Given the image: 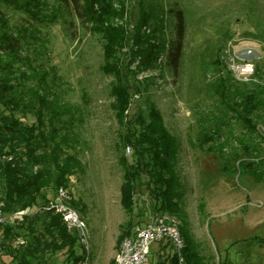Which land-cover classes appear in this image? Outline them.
<instances>
[{"label":"rangeland","instance_id":"rangeland-1","mask_svg":"<svg viewBox=\"0 0 264 264\" xmlns=\"http://www.w3.org/2000/svg\"><path fill=\"white\" fill-rule=\"evenodd\" d=\"M44 1L49 8L57 4ZM113 5L120 15L114 24L123 25L129 34L112 58H106L99 36L86 33L71 41L60 24L42 34L46 48L42 58L37 57L47 94L54 96L59 110L70 109L55 124L61 128L60 137L67 138L65 150L79 161L64 188L87 224L90 264H115L128 221L133 234L138 223L153 214L145 173L135 180L141 198L131 214L123 205L128 165L135 164L126 137L129 128L136 134L140 126L117 117L113 90L120 78L131 86L124 120L138 113L149 120L155 107L174 137L177 210L164 211L178 221L185 244H191L204 264H264V0H113ZM0 8L13 22L20 19L10 7L0 3ZM177 9L184 13L186 33L175 77L167 71L162 53L153 66H140L131 33L145 16L142 30L155 34L152 41L170 38V12ZM248 50L256 59V71L250 80L241 81L230 67V55ZM243 90L255 92L261 103L256 132L242 126L233 98ZM19 116L35 121L32 115ZM40 213L32 225L42 232ZM160 247L152 245L145 264H155L159 253L173 252L170 247L159 252ZM67 258L66 249L46 252L39 264H70ZM4 261L0 253V264Z\"/></svg>","mask_w":264,"mask_h":264},{"label":"trees","instance_id":"trees-1","mask_svg":"<svg viewBox=\"0 0 264 264\" xmlns=\"http://www.w3.org/2000/svg\"><path fill=\"white\" fill-rule=\"evenodd\" d=\"M0 3L20 14V19L13 22L12 16L0 8V202L3 203V212L11 217L8 223L0 224L3 231L0 253L4 264H39L42 254L66 249L67 261L78 264L83 257V253L79 252L81 244L78 236L67 228L62 217L50 206L57 189L67 188L70 175L79 165L76 157L65 150L63 145L68 143L67 138L60 137L61 128L55 124V121L61 122L70 109L63 107L59 110L54 96L47 94V82L43 81L45 74L39 76L37 57L40 55L42 58V49L46 48L42 34L50 25L60 24L71 41L80 39L86 33L99 36L106 58H112L117 52L116 46L125 42L128 29L114 24L113 20L120 15L113 0H56L57 4L52 8L44 0H0ZM170 13H174L171 15L170 38L164 36L158 37L160 41H152L155 34L142 30L148 21L145 16L135 25L131 36L134 54L141 57L140 66H153L162 53L166 57L167 71L176 77L182 65L186 24L181 9L171 10ZM130 88L127 80L120 78L113 90L117 117H121V122L130 121L131 124L138 121L140 126L136 134L129 128L126 137L133 146L135 164L128 165L129 178L123 188V205L131 214L141 198L137 192L140 185L135 180L139 173H145L149 177L146 188L152 199L150 212L164 209L175 212V182L178 177L173 166L176 155L174 137L155 107L149 120L141 113L135 119L124 120L130 105ZM233 98L242 126L256 132L258 124L255 118L261 104L256 93L243 90L234 93ZM20 113L34 116L35 121L29 123L22 120ZM71 204L74 206L76 202L72 200ZM18 210L24 213L14 215ZM41 210L44 220L43 231L39 232L32 221L39 219ZM30 216L32 219H29ZM132 226L128 221V227L120 238L132 235ZM22 230L24 233H21ZM19 238H23L24 242L18 243ZM159 244V252L167 247L173 252L159 253L155 264H204L189 243L184 242L181 263L171 243Z\"/></svg>","mask_w":264,"mask_h":264},{"label":"built area","instance_id":"built-area-1","mask_svg":"<svg viewBox=\"0 0 264 264\" xmlns=\"http://www.w3.org/2000/svg\"><path fill=\"white\" fill-rule=\"evenodd\" d=\"M230 65L238 80L241 81L250 80L256 71V59L252 56V50L243 52V55H230ZM71 199L68 190L59 187L50 206L62 217L67 228L76 232L78 236L83 249V257L78 264H90L87 224L72 207ZM2 206L3 203L0 202V224H6L11 217L3 212ZM23 213V210H18L14 215H22ZM17 242L23 243L24 239L19 238ZM159 242L171 243L180 256V263L183 261L181 250L184 246V239L178 221L163 210L151 214L145 224L138 226L132 235L123 239L115 258V264H145L149 261L152 245Z\"/></svg>","mask_w":264,"mask_h":264}]
</instances>
